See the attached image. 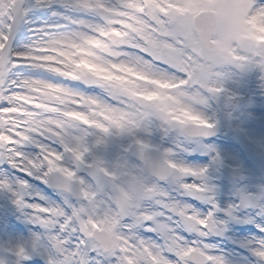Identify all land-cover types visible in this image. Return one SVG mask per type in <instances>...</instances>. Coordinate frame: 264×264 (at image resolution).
I'll return each mask as SVG.
<instances>
[{
  "label": "rangeland",
  "instance_id": "374dc122",
  "mask_svg": "<svg viewBox=\"0 0 264 264\" xmlns=\"http://www.w3.org/2000/svg\"><path fill=\"white\" fill-rule=\"evenodd\" d=\"M14 1L0 0V25L10 22ZM20 1L23 17L30 0ZM254 3L54 0L51 8L30 11L46 17L55 12L51 22L65 18L66 29L45 42L52 53L48 59L26 48L21 58L34 60L25 65L34 73L31 81L21 79V90L6 95L0 82V103L11 105L0 109V175L6 171L10 179L27 180L46 200L64 201L70 208L67 219L63 206L36 210L43 214L42 227L48 233L58 225L67 233L51 241L63 257L54 264H87L88 252L103 264H191V251L203 253L201 238L218 231L212 213L203 215L209 211L204 203L214 199L209 187L222 209L237 204L242 194L259 196L264 190V89L258 74L243 71L264 65V53L256 48L264 40V10L253 11ZM203 10L214 11L218 21L211 39L215 50L210 52L201 47L191 25ZM24 25L13 50L25 47L18 39ZM0 39L5 43L6 37ZM204 119L219 124L217 135L190 139L183 134L185 123L201 124ZM224 135L242 160L219 142ZM243 139L263 153L248 151ZM145 148L163 153L173 169L168 179L158 180L145 170ZM208 148L222 161L209 170L210 186L201 168L210 165ZM226 166L240 167L242 178H230ZM41 172L46 179L58 172L79 183L82 198L24 174ZM29 202L45 204L39 198ZM241 216L254 217L256 223H230L223 237H208L204 243L214 246L212 253L222 255L226 264H257L250 246L253 237L262 235L257 225L264 221L250 211ZM149 223L153 227L147 231ZM95 229L113 235L108 253L93 240ZM42 234L0 192V264H17L11 250L21 247L30 255L24 264H45L47 240L35 239ZM74 236L79 243L74 250L66 249Z\"/></svg>",
  "mask_w": 264,
  "mask_h": 264
},
{
  "label": "snow or ice",
  "instance_id": "6c2138e0",
  "mask_svg": "<svg viewBox=\"0 0 264 264\" xmlns=\"http://www.w3.org/2000/svg\"><path fill=\"white\" fill-rule=\"evenodd\" d=\"M53 3L54 0H30L29 4L25 6V15L16 24H10L9 21L5 20L4 25H0V37H6L8 41V43L6 44V53H0V82H2L3 87L7 89L6 95H13L14 87L19 84L18 77L20 76V74L15 73L14 70L18 67H21L20 57L24 55V51L27 48V46H25L23 50H13L11 42L14 36L16 35L20 26L23 23L27 22V16L32 9L51 8ZM252 10H264V0H255V3L252 6ZM52 15L55 16L57 15V13L53 12ZM58 26L59 25L46 26L34 29L32 31L33 34L39 33L41 36H43V34L49 29ZM0 43H4V40L0 39ZM243 71L245 74H258L260 87L261 89H264V65H261L259 68L244 69ZM10 106L11 105L8 101L0 103V109L8 108ZM215 131L216 123H213L212 128L207 131L205 137L214 135ZM206 151L211 156V162L209 166L201 168L206 170L205 175L208 178V184L210 186L208 175L209 170L213 166L221 165L222 161L219 154L215 153V149L208 148ZM9 166L12 167L11 165ZM24 174L39 180L47 187L53 188L52 182L46 179L43 176L42 172L40 174H33L31 176L27 173ZM9 175L10 174L6 171H3V174L0 175V192L8 194V196L11 198L12 203L23 214V218L27 223L34 226H39L43 230L42 236H35V239L37 241L41 239L47 240V251L42 254V258L45 260V264H54L55 260L63 259V257L60 256L59 253L54 252L53 244L51 241L55 238L64 239L67 233H61L59 225L55 229H53L51 233H48L46 228L42 227L41 217L43 216V214L37 212L36 210L42 207L63 206L65 210V219H67V217H70L71 215L70 208L64 204V201L63 204H57L54 201L46 200V198L42 194L35 192V190L27 182V180L18 178L10 179ZM209 191L214 195V199L211 202L204 203L209 207V211L206 214L203 213V215L212 213L211 219L217 223L218 231H216L212 235H205L204 237H202L199 241V245L200 250L204 253V255L210 256L213 259L211 261H202L200 258H194L192 264H226V261L224 260V257L222 255H215L212 253L211 248L214 246L204 243V240L208 237L213 236L223 237L224 233L228 230V226L230 223H256V219L254 217H242V212L250 211L251 213H254L256 217H259L260 220L264 221V190H261L259 196L242 194L237 204L230 205L226 209H222L218 204L215 196V189L210 186ZM25 193H27V195H25ZM32 198L45 200V204L41 205L38 203L29 202V200ZM221 215L224 216L223 220L220 219ZM61 224H63V221H61ZM74 226L75 225H73V227ZM145 227L148 231V229H151L153 225L149 223L145 225ZM257 227L262 235L252 238L253 243L250 246V250L252 252V255L256 257L257 264H264V223L258 224ZM204 231L206 232L207 230ZM181 235H183V233H181ZM184 239L188 240L185 237ZM72 240V243L65 245L66 249L74 250V245L79 243L78 236H74ZM11 254L17 257V264H24L25 260L30 258L29 253L23 247L12 249ZM88 260L89 264H103V260L98 259L97 255L93 252H88ZM175 264H179V261L176 260Z\"/></svg>",
  "mask_w": 264,
  "mask_h": 264
},
{
  "label": "bare ground",
  "instance_id": "6f19581e",
  "mask_svg": "<svg viewBox=\"0 0 264 264\" xmlns=\"http://www.w3.org/2000/svg\"><path fill=\"white\" fill-rule=\"evenodd\" d=\"M48 12V11H47ZM46 13H37V14H29L27 16V22L24 25V32L22 33V37L20 36L18 39L19 44H25V46H27L29 49H34L36 52H38L40 55L43 56L44 59H48L47 56L49 54H52L49 50L46 49V47H44L45 42L52 38V36L56 35L58 32H64L65 31V18H63V20L59 21V23H54L51 22V19L56 17V16H47L46 17ZM47 19V20H46ZM54 25H59L58 27H53L51 29H49L47 32H45L43 34V36H41L39 33L33 34L34 29H38L41 27H46V26H54ZM30 61H34V60H27L25 61L23 58L20 57V64L21 67H18L17 69H15V73L20 74V76L18 77L19 79V84L16 85L14 87V92L21 90L24 87V82H22V78L28 79V80H32L33 78H31L33 76V71L32 69H30V67L25 66L26 62H30ZM228 71H230V68L228 67ZM12 96V95H11ZM7 109H1V112L6 111ZM203 123L205 124H210L212 123V121L208 120V119H204ZM220 143H222L224 146H226L227 148H229L230 150H233L234 153V157L237 160H242V156L241 154L238 152V150L236 149L235 145L233 144L232 140L227 137V136H222L219 140ZM87 264H89V262H87Z\"/></svg>",
  "mask_w": 264,
  "mask_h": 264
},
{
  "label": "water",
  "instance_id": "95a60500",
  "mask_svg": "<svg viewBox=\"0 0 264 264\" xmlns=\"http://www.w3.org/2000/svg\"><path fill=\"white\" fill-rule=\"evenodd\" d=\"M194 26L196 31L199 33V35L202 38V43L204 47L208 49L213 48V46L209 42V37L215 31V27H216V20L213 13L205 12L199 14L195 19ZM262 48L264 49V44H262ZM247 144L251 149H255V147H253L251 144L249 143ZM144 159L148 170L154 174H159V172L154 169L153 167L154 164H157L160 168L162 167V165L166 168L162 159V155L158 151H145ZM169 174H170L169 169L165 170L164 174L162 173L164 177H167ZM58 180H62V178L56 174L50 177V181L52 182L53 186H56L55 182ZM57 187H63V188L68 187L72 192L78 191V188L76 186H74L73 184H69L67 182H63V184L57 185ZM97 237L99 238V242L104 246L105 249H109L111 247V238L106 233L100 232L97 234ZM191 256L194 257V254H192Z\"/></svg>",
  "mask_w": 264,
  "mask_h": 264
},
{
  "label": "clouds",
  "instance_id": "9594fccd",
  "mask_svg": "<svg viewBox=\"0 0 264 264\" xmlns=\"http://www.w3.org/2000/svg\"><path fill=\"white\" fill-rule=\"evenodd\" d=\"M166 67V66H165Z\"/></svg>",
  "mask_w": 264,
  "mask_h": 264
}]
</instances>
